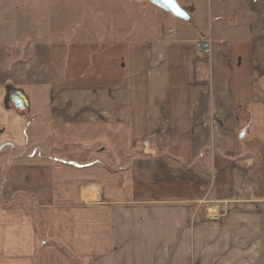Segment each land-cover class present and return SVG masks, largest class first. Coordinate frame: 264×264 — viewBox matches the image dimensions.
<instances>
[{"label": "crops", "instance_id": "1", "mask_svg": "<svg viewBox=\"0 0 264 264\" xmlns=\"http://www.w3.org/2000/svg\"><path fill=\"white\" fill-rule=\"evenodd\" d=\"M175 2L86 0L4 71L0 264H264V0Z\"/></svg>", "mask_w": 264, "mask_h": 264}, {"label": "rangeland", "instance_id": "2", "mask_svg": "<svg viewBox=\"0 0 264 264\" xmlns=\"http://www.w3.org/2000/svg\"><path fill=\"white\" fill-rule=\"evenodd\" d=\"M85 1L0 0V45L4 47L3 52L0 54V58L2 59L0 60V77H3L4 71L14 72L16 67L21 65L23 70L21 74L16 75L18 77L14 81L15 85L20 88V86L24 87L27 82L33 81L36 69L35 50L39 44L37 36L42 37L43 34H46L45 36L50 37L51 35L53 41L59 42L61 34L65 33L69 27L73 28L75 32L82 31L85 23L84 18L88 13ZM136 1L140 3L145 1L150 2V0ZM49 32L52 33L50 34ZM49 147L53 148L54 146L49 145ZM4 182H6V178L3 184ZM3 187L4 185L0 188V194ZM201 206L200 209H203L204 213H206V208H210L211 203H205ZM28 209L33 214L36 213L30 202ZM219 219V217L216 218V220ZM39 232L42 240L46 242L41 231ZM61 251L65 253L71 264H89V261L77 260L75 256L64 249ZM40 252L41 246L37 250L33 264H41L40 260H38Z\"/></svg>", "mask_w": 264, "mask_h": 264}, {"label": "water", "instance_id": "3", "mask_svg": "<svg viewBox=\"0 0 264 264\" xmlns=\"http://www.w3.org/2000/svg\"><path fill=\"white\" fill-rule=\"evenodd\" d=\"M155 6L161 8L162 10L168 12L174 17L180 20H189V15H187L175 2V0H150ZM17 107L21 110H25L28 106V102L25 97L20 100H15Z\"/></svg>", "mask_w": 264, "mask_h": 264}, {"label": "built area", "instance_id": "4", "mask_svg": "<svg viewBox=\"0 0 264 264\" xmlns=\"http://www.w3.org/2000/svg\"><path fill=\"white\" fill-rule=\"evenodd\" d=\"M172 32V31H171ZM217 217H214V218H212V219H216Z\"/></svg>", "mask_w": 264, "mask_h": 264}, {"label": "trees", "instance_id": "5", "mask_svg": "<svg viewBox=\"0 0 264 264\" xmlns=\"http://www.w3.org/2000/svg\"><path fill=\"white\" fill-rule=\"evenodd\" d=\"M187 21H190V18H189V20H187Z\"/></svg>", "mask_w": 264, "mask_h": 264}]
</instances>
